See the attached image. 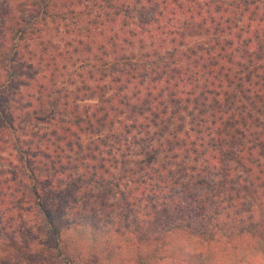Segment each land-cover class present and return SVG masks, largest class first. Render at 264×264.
<instances>
[{"label": "trees", "instance_id": "obj_1", "mask_svg": "<svg viewBox=\"0 0 264 264\" xmlns=\"http://www.w3.org/2000/svg\"><path fill=\"white\" fill-rule=\"evenodd\" d=\"M264 264V0H0V264Z\"/></svg>", "mask_w": 264, "mask_h": 264}, {"label": "rangeland", "instance_id": "obj_2", "mask_svg": "<svg viewBox=\"0 0 264 264\" xmlns=\"http://www.w3.org/2000/svg\"><path fill=\"white\" fill-rule=\"evenodd\" d=\"M43 248L45 249V247H43ZM44 253H45V254H48V255L50 256V257L47 258V262H48V264H56L55 261H54V259L51 258V256H52V251L45 249Z\"/></svg>", "mask_w": 264, "mask_h": 264}]
</instances>
